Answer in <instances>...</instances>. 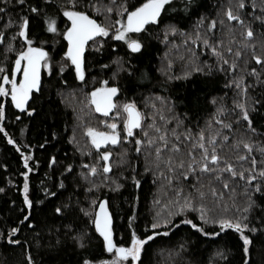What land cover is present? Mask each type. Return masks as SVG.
I'll return each instance as SVG.
<instances>
[{"label": "trees", "instance_id": "1", "mask_svg": "<svg viewBox=\"0 0 264 264\" xmlns=\"http://www.w3.org/2000/svg\"><path fill=\"white\" fill-rule=\"evenodd\" d=\"M100 2L113 7L116 13L122 0ZM140 2L142 0H127V5L130 7ZM186 2L187 0H174V10L163 13L164 18L159 26L146 25V32L136 34L145 45L139 53H132L124 42L109 37L104 38L102 50L99 46L87 49L83 66L85 78L79 80L75 74V66L70 63L65 65L63 72L59 71L58 63L66 59L63 52L67 48V41L61 35L46 29V15L55 17L58 27L65 29L67 18L63 17L61 7L69 6L67 0H25L23 5L17 4L16 0L7 4L5 0H0V8H5L0 13V32L5 33L0 42V66L4 67L5 72L10 75L16 54L14 51L6 53V45L11 42L17 51L24 45L18 36L15 40L10 39L18 31L17 26L12 24L6 28L5 24L10 19L18 20L20 16L30 18L29 37L52 54L54 63L53 71H42L40 90L32 92L28 101L27 106L34 109L33 112L15 108L10 96L1 98L0 104L4 105L5 115L0 119V264H29V256L33 264H80L85 257L95 261L106 258L109 253L104 250L103 238L95 231L89 216L81 211L96 210L98 203L93 205V199L107 201L113 220V239L117 244H127L133 230L141 237L152 231L158 233L142 252L143 264H245V260L247 264H264V227H261L264 221L257 219L264 216V212L259 207L248 214V222L255 224L258 231L251 233L245 230V234L252 238L249 252L245 256L243 241L234 230L225 229L220 232L219 225L205 223L200 219L198 205L184 212H179L173 206L170 202L175 199L171 194L172 189L166 188L160 171L155 169L152 163L154 157L149 155L150 149L141 145L142 150L137 152L133 138L131 143L121 142L113 148L116 155L113 152L114 155L110 158L113 167L109 175L122 187L116 188L112 180L101 183L102 177L97 176L94 177V182L99 187L89 190V182L81 178V173L85 171L82 165L96 162L98 151L88 140H78L76 132L81 127L90 124L96 126L99 122L101 115L87 106L86 93L98 87L101 81L107 80L110 84L118 85L120 92L116 98L134 100L144 112L154 111L152 103L160 107L161 101L157 96L166 98L172 105V112L165 110L164 114L169 117L179 116L183 122L180 132L185 128L195 132L198 128L205 127L220 103H224L229 109L233 107V99L237 98L236 91L234 87L227 86L228 81L233 78L232 73L226 74L215 68L208 70L205 61L217 64V58L210 49H206L202 43L191 44L196 59L190 61L185 53V59L181 60L169 41L179 45L183 37L169 33L171 38L165 41L163 32L164 25L168 23L191 32L195 21L202 15L205 17V24L213 18L217 20L216 28L212 30L216 38L224 36L228 39L219 20L229 7V0H194L188 13L183 11V4ZM246 2L249 4L248 11L259 14L258 9H251V0ZM256 2L259 4V0ZM90 3H97V0H77V8L86 10L89 15L101 20L98 12L87 7ZM236 4L237 0H231L233 9ZM29 5H34L40 11L30 12ZM102 13L109 18L110 13ZM245 19L252 21L254 30L258 28V22L253 21L251 16L246 15ZM225 22L227 23L226 18ZM237 36L239 37L238 32ZM257 40L264 38L257 35ZM113 44L116 45L115 49L111 47ZM256 50L258 54L264 55V48L260 43ZM166 52L170 53V68H167L169 60L164 59ZM180 52H184V46H181ZM116 57L130 62L133 73L121 71L113 78L116 64L112 61ZM102 65L108 67L102 68ZM193 66L202 67L204 71L196 72L192 70ZM248 67L257 68L264 79V69L250 57ZM185 71H191L186 79L183 78ZM169 74L181 78L168 80ZM245 79L251 82L255 77L246 76ZM0 82H3L2 78ZM248 94L260 101L255 106L257 110L250 111V115L253 127L264 133V107L261 106L264 105V86L249 88ZM214 97L217 98L216 104L212 102ZM221 97H224L223 101ZM221 118L233 123L234 129L239 130L236 132L237 136L244 131L246 122L237 123L234 113L222 114ZM157 122L162 123L159 119ZM169 125L175 127V120L170 119ZM9 138L15 143H9ZM253 139L264 142V135L253 134ZM25 157H30L27 166L24 163ZM121 160L122 163H117ZM69 164L73 165L71 174L66 171ZM146 167L150 170L145 171ZM24 172H28L27 195L32 201L31 206L24 203ZM133 176L140 181L139 186L135 184ZM193 179L190 178L185 185L190 184ZM187 191L186 187L185 192ZM237 202L243 206L244 197L239 196ZM257 203L264 204V201L258 200ZM57 207H61L62 212L57 213ZM206 214L218 217L222 214L235 215V211L229 207L225 212L222 207L208 202ZM165 218L171 220L172 224L165 226L160 223L156 229L149 227L154 221H163ZM186 219H191L206 232L216 231L219 235L205 236L191 225L182 223ZM173 224L176 226L173 227ZM14 228L17 231L12 232ZM82 232L88 234L84 248L78 247L73 238L75 234Z\"/></svg>", "mask_w": 264, "mask_h": 264}, {"label": "snow or ice", "instance_id": "2", "mask_svg": "<svg viewBox=\"0 0 264 264\" xmlns=\"http://www.w3.org/2000/svg\"><path fill=\"white\" fill-rule=\"evenodd\" d=\"M11 2L12 0H5L6 4ZM193 2L194 0H187L183 4L185 13L189 12ZM16 3L23 5L25 0H16ZM173 3L174 0H142L137 5L129 7L127 0H122L116 9V14L121 19H117L114 25H107L93 18L86 10H78L77 0H67L69 6L61 7L63 17L67 18L65 29L61 30L58 27L55 17L45 16L47 31L59 34L67 41V48L63 52V57L66 59L64 63H61L59 71L63 72L65 65L70 62L71 65L75 66L77 79L84 80L85 48L91 44L93 47L99 45L102 50L104 45L102 37L124 42L127 49L132 53L141 52L145 45L136 34L146 32V25L159 26L164 18L163 13L172 9ZM87 7L94 12H113V7L101 3L100 0L94 4L90 3ZM250 7L253 10L258 9L259 14L248 11L249 4L246 0H237L235 9L229 0V7L223 12L219 20L221 29L226 30L225 36L228 39H225L224 36L216 38L212 30L216 28L217 20L213 18L205 24V17L202 15L195 21L191 32L173 23L165 24L163 28L165 41L169 40V33L183 37L179 45L169 41L172 47L176 49V55L179 59L184 60L186 53L188 59L194 61L196 59L195 51L190 45L202 43L217 58L215 65L209 64L208 61L204 62L208 64V70L212 71L215 68L226 74L232 73L233 78L228 81L227 86L234 87L237 98L233 99L231 109L224 103H220L205 127L198 128L195 132L190 128H185L183 132H180L179 129L183 122L179 116L169 117L164 114L165 110L172 112V105L168 103L166 98L157 96L161 105L158 108L156 103H152L151 108L154 111L149 113L138 108L134 100H128L118 105L114 102L113 97L120 92L119 86L116 84L109 85V82L104 80L100 82L99 87L93 88L88 94L89 104L94 106L95 112L103 113L105 116L111 110L116 109V115L123 117V128L122 130L118 129V124L115 121L101 122L105 124L107 131L92 126L86 128L87 137L91 145L97 150H100L102 145H117L121 141H129L130 137L133 138L132 142H134L137 152L142 150L141 145H146L150 149L149 155L154 157L152 163L155 165V169L160 171L165 180L166 188L172 189L171 194L175 199L170 202L173 206L179 212H184L186 209L196 208L198 205L200 219L205 223L219 225L220 232L225 229H232L239 234V238L243 241L242 247L245 256L248 254L249 245L252 243L251 236L245 234V230L251 233L258 231L255 224L248 222V214L257 207L264 212V204L257 203L258 200L264 201V142L253 139V134L264 135V133H260L258 129L253 127L250 115V111L257 110L255 106L260 104V101L248 94L249 88H254L257 85L264 86L261 71L255 67H248L250 57L257 65L261 66V69H264V55L258 54L256 50L258 43L264 48V40H257V35L264 38V0H259V4L256 0H251ZM4 11L5 8H0V13ZM29 11L37 13L40 9L34 5H29ZM246 15L258 22L256 30H254L252 21L245 19ZM12 24L17 26L18 31L10 39L15 40L18 36L25 41L26 46L22 45L17 51L11 42L6 45L4 49L6 53L14 51L16 54L10 75L5 72L3 66H0V78L3 81L0 82V96H10L11 103L15 108L31 113L34 109L28 107L27 104L33 90H40L41 67L48 68L50 72L54 70L51 62L52 54L44 46H34L33 39L29 37L30 18L28 16H20L16 21L10 19L5 27L7 28ZM4 36L5 33L0 32V42L3 41ZM181 46H184L183 53L180 52ZM111 47L115 49L116 45L113 44ZM169 54L166 52L165 56L167 57ZM112 62L116 64L113 78H116L121 71L133 73L131 63L125 62L122 57H116ZM125 63H127V67H125ZM171 64L172 61L169 60L167 68H170ZM101 67L107 68L108 65ZM192 70L204 71L202 67L198 66H193ZM18 72L22 73L19 78L17 77ZM190 75L191 71H185L183 78L186 79ZM246 76L255 77V80L247 81ZM180 78L167 75L168 80ZM6 84L10 87H6ZM220 99L223 101L224 97ZM216 101L217 98L214 97L213 104H216ZM261 106L264 107V105ZM225 113H234L237 123L246 122L245 129L240 132L239 136L236 135L239 130L234 129L233 123L221 118L222 114ZM4 115V105L0 104V119H3ZM157 119L162 123H158ZM170 119L175 120V127L169 125ZM136 129L141 130L143 139L135 133L134 130ZM72 139L74 140L75 136ZM9 143H15V141L9 138ZM111 156L112 153L108 150L98 151L96 162L82 165L85 171L81 173V178L89 182V190L99 187L94 182V177L97 176L102 177L101 183L112 180L116 188L122 187L109 175L113 167ZM29 158H24L25 166H27ZM100 161L103 163L100 164ZM117 163H122V160ZM72 170L73 165L69 164L66 171L71 174ZM149 170V168H145V171ZM22 175L25 177L24 203L31 206L32 201L27 195L29 188L28 172H24ZM190 178L194 179L190 184L185 185V182ZM132 179L139 186L140 181L135 176ZM186 187L187 192H185ZM237 189L240 191L238 192ZM45 192L48 190L45 189ZM48 194L55 195V193ZM167 194L165 191V195ZM241 195L244 197L243 206L237 202ZM208 202L222 207L225 212L231 207L234 209L235 215L222 214L218 217H210L206 214ZM91 203L93 205L98 203L99 207L93 212L84 209L81 211L89 216L95 231L103 237L104 250L107 253H113V257L110 260L99 261L85 257L82 258L80 264H143L142 252L148 242L152 241L158 233L152 231L150 234L145 233L141 237L133 230L127 244H117L113 239L112 218L107 208V201L93 199ZM62 210L61 207L55 209L57 213L62 212ZM171 215L170 212L169 216ZM257 219L264 221V216L257 217ZM160 223L167 226L172 224V221L165 218L163 221H154L149 227L156 229ZM182 223L191 225L193 229H197L205 236L219 235L216 231L206 232L203 227L191 219H186ZM172 226L175 227L176 225L173 224ZM261 227H264V223ZM11 231L15 232L17 229L14 228ZM73 238L78 247L84 248V241L88 239V234L86 232L77 233ZM12 242L16 243V241ZM29 264H33L30 256ZM245 264H247V260H245Z\"/></svg>", "mask_w": 264, "mask_h": 264}, {"label": "rangeland", "instance_id": "3", "mask_svg": "<svg viewBox=\"0 0 264 264\" xmlns=\"http://www.w3.org/2000/svg\"><path fill=\"white\" fill-rule=\"evenodd\" d=\"M98 14L100 15V17H101V20H99V22H101V23H104V24H107V25H114V22L117 20V19H121V17L119 16V15H117L116 13H115V11H113L112 13H110V16H109V18H106L105 16H104V14L102 13V11L101 12H98ZM110 35H112L111 33H110ZM104 38H106V37H102L101 39H103L104 40ZM171 37H169V39H170ZM23 40V39H22ZM23 42H24V46H26V43H25V41L23 40ZM33 44H34V46H37V47H39L40 45H37V44H35L34 43V41H33ZM97 46H99V45H97ZM97 46L96 47H93L91 44H89L88 46H86V50L87 49H89V48H97ZM174 49V48H173ZM173 52V51H172ZM171 52V53H172ZM169 57H170V54H169ZM169 57L167 56H165L164 57V59H165V61L167 60H169ZM52 62V65H54V63H53V61H51ZM61 63H64V61L63 60H61V62H59L58 63V65H59V67H60V65H61ZM70 63V62H69ZM42 71H45V72H47V73H49L50 71H49V69L48 68H44V67H42ZM20 76H22V73H17V77L19 78ZM109 85H111L110 83H109ZM6 87H10V85H5ZM100 86V85H99ZM98 86V87H99ZM93 90V89H92ZM92 90H90L88 93H86V97H87V99H88V94L92 91ZM2 97H5V96H0V102H1V98ZM70 97H72V96H70ZM69 97V98H70ZM77 97H79L80 98V96L79 95H77ZM115 103H117L118 105L119 104H122L123 102H125V100L124 99H118V98H116L115 99V101H114ZM137 104V103H136ZM87 106L88 107H90L93 111H94V106H92V105H90L89 104V99H88V102H87ZM137 106H138V104H137ZM87 107H86V105H85V109H86ZM138 108H140L139 106H138ZM142 110V109H141ZM116 109H113V110H111L109 113H108V115L107 116H105L103 113H98V114H100L101 115V117H100V119H99V122H97V124H96V126H92V127H96V128H98L99 130H102V131H107L108 129H107V127L105 126V124H103V123H101L102 121H108V122H112V121H115V122H117V124H118V129H121L122 130V128H123V123H122V120H123V117L122 116H117L116 115ZM89 112V111H88ZM95 112V111H94ZM97 113V112H96ZM146 113H149V112H146ZM89 114H91L90 112H89ZM91 116L93 117V115L91 114ZM90 123V122H89ZM87 126H91V124L90 125H87ZM87 126H84V128H82L81 127V129L80 130H77V132H76V136H77V138H78V140H80L81 141V139H85L86 141L88 140L89 142H90V140H89V138L87 137V134H86V128H87ZM135 131V133L138 135V136H140L142 139L144 138L143 137V133L141 132V130L140 129H136V130H134ZM130 140H132V137H130L129 138V141H121V142H128V143H131L130 142ZM120 142V143H121ZM119 143V144H120ZM91 144V143H90ZM119 144H117V145H111V144H108V145H102L101 146V149L100 150H97V151H103V150H108V151H110L111 153H113V152H115V155H116V151H114L113 150V148H115L116 146H118ZM112 155H114V153L112 154ZM112 257H113V253H109L108 254V256L106 257V258H103V259H101V260H110V259H112ZM99 261V260H98Z\"/></svg>", "mask_w": 264, "mask_h": 264}, {"label": "water", "instance_id": "4", "mask_svg": "<svg viewBox=\"0 0 264 264\" xmlns=\"http://www.w3.org/2000/svg\"><path fill=\"white\" fill-rule=\"evenodd\" d=\"M40 79H41V70H40ZM34 91H36V90H33V92ZM115 97V96H114ZM114 97H113V100H114ZM98 207H99V205H98ZM107 208H108V205H107ZM108 211H109V213H110V210H109V208H108ZM111 214V213H110ZM111 218H112V215H111ZM113 221V220H112ZM113 232V231H112ZM103 238V237H102Z\"/></svg>", "mask_w": 264, "mask_h": 264}, {"label": "flooded vegetation", "instance_id": "5", "mask_svg": "<svg viewBox=\"0 0 264 264\" xmlns=\"http://www.w3.org/2000/svg\"><path fill=\"white\" fill-rule=\"evenodd\" d=\"M93 18H94V17H93ZM85 53H86V48H85L84 55H85ZM41 77H42V67H41ZM40 84H41V79H40ZM116 96H117V94H116ZM116 96L114 97V101H115V99H116Z\"/></svg>", "mask_w": 264, "mask_h": 264}]
</instances>
